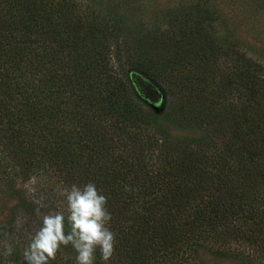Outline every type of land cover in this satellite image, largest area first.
<instances>
[{"label": "trees", "instance_id": "1", "mask_svg": "<svg viewBox=\"0 0 264 264\" xmlns=\"http://www.w3.org/2000/svg\"><path fill=\"white\" fill-rule=\"evenodd\" d=\"M80 1L0 0V195L16 200L0 264H26L42 216H67L59 190L89 182L112 216L107 264H264L262 56L186 12L138 31Z\"/></svg>", "mask_w": 264, "mask_h": 264}, {"label": "rangeland", "instance_id": "2", "mask_svg": "<svg viewBox=\"0 0 264 264\" xmlns=\"http://www.w3.org/2000/svg\"><path fill=\"white\" fill-rule=\"evenodd\" d=\"M84 7L92 2L96 12L103 19L117 18L131 29L152 30L170 14L185 13L191 20L200 19L212 23L217 33L234 38L252 52L264 59V0H82ZM189 13V15L187 14ZM191 15V16H190ZM160 22V24L158 23ZM264 67V60L262 61ZM150 102L139 101L161 112V106H169L166 94L160 99L154 91L148 93ZM158 100V101H157ZM159 108V110L157 109ZM111 113V114H110ZM110 115L115 116L113 110ZM108 118V117H107ZM113 118V117H110ZM162 126L169 135L180 138H198L200 133L195 129H177L162 121ZM13 195H0V222L9 217V211L15 203ZM197 258L204 264H237L218 259L203 250Z\"/></svg>", "mask_w": 264, "mask_h": 264}, {"label": "clouds", "instance_id": "3", "mask_svg": "<svg viewBox=\"0 0 264 264\" xmlns=\"http://www.w3.org/2000/svg\"><path fill=\"white\" fill-rule=\"evenodd\" d=\"M59 194L66 199L67 216L64 212L42 216L41 227L24 250L26 264H49L62 247L69 245L77 254L76 264H96L97 249L101 260L107 264L116 244L115 233L108 227L112 216L107 209V198L92 182L83 187L73 184L70 188L60 189ZM66 221L70 229L67 231ZM11 252L8 247L6 254L11 255Z\"/></svg>", "mask_w": 264, "mask_h": 264}]
</instances>
